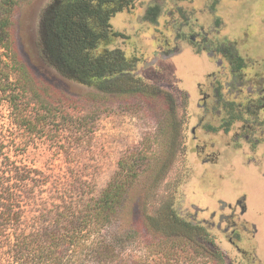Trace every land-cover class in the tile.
<instances>
[{
  "label": "rangeland",
  "instance_id": "rangeland-1",
  "mask_svg": "<svg viewBox=\"0 0 264 264\" xmlns=\"http://www.w3.org/2000/svg\"><path fill=\"white\" fill-rule=\"evenodd\" d=\"M55 1L25 0L17 9V49L34 79L77 100L69 110L86 122L75 124V132L68 125H51L31 135L11 104L0 102L4 147L0 166L13 164L32 173L23 191L17 192L20 228L32 231L39 216L82 193L98 195L119 159L145 143L152 148L149 166L129 189L113 220L90 236L94 242L111 244L116 255L100 260L90 247L86 256L78 250L64 264H264V111L254 121L243 106L240 110L228 104L227 100L245 101L246 87L241 94L224 87L217 101L213 76L222 66L229 71L228 62L213 43H204L205 51L192 39L207 32L208 43L239 40L240 54L248 64L255 61L260 70L264 0H131V6L112 18L113 28L123 33L112 46L135 57L136 75L172 95L173 124L166 119L167 106L161 98L100 92L68 78L56 60L46 58V29L58 7H53ZM211 16L219 18V24L210 21ZM175 32L177 43L167 46ZM24 99H30L26 109L33 112L30 93ZM235 113L251 128L232 120L226 130L224 124ZM9 180L16 181L11 176ZM176 213L197 229L189 233L191 242L174 244V256L167 260L157 245L166 238L157 230H189L172 225L169 218ZM145 217L149 225L144 224ZM255 229L253 246L239 242V233L253 237ZM0 264L17 262L2 249Z\"/></svg>",
  "mask_w": 264,
  "mask_h": 264
},
{
  "label": "trees",
  "instance_id": "trees-1",
  "mask_svg": "<svg viewBox=\"0 0 264 264\" xmlns=\"http://www.w3.org/2000/svg\"><path fill=\"white\" fill-rule=\"evenodd\" d=\"M24 1L0 0V102L5 100L11 104L17 120L31 135L51 125H68L67 129L74 131L75 124L83 126L86 122L83 117H73L69 110L77 106V100L51 84L34 79L19 55L14 16ZM55 4L58 7L50 15L53 22L46 29V58L51 62L56 60L68 78L100 92L161 98L167 106L166 119L173 124L175 101L172 95L159 91L136 75L135 57L128 56L121 47L112 46L123 34L113 28L112 18L131 6V0H56L53 7ZM11 72L16 74L15 79ZM29 93L34 101L31 113L26 109L30 99H24ZM151 149L145 143L129 149L98 195L82 193L75 201H65L56 211L39 216L30 232L20 228L22 211L17 192L23 191V184L30 181L32 173L13 164L0 166V251L7 249L17 264H28L30 260V264H64L71 261L78 250L86 256L90 247H94L100 260L113 258L116 254L111 244L94 242L90 236L94 231H101L118 214L129 189L149 166ZM3 150L0 144V156ZM10 176L16 179L15 183L9 180ZM169 220L172 225L189 229L184 232L174 228L157 230L161 238H166L163 241L171 243L157 245L166 259L172 260L174 244L191 242L189 233L197 229V225L183 220L177 213ZM143 222L150 224L146 217ZM130 224L133 226L135 222Z\"/></svg>",
  "mask_w": 264,
  "mask_h": 264
},
{
  "label": "flooded vegetation",
  "instance_id": "flooded-vegetation-1",
  "mask_svg": "<svg viewBox=\"0 0 264 264\" xmlns=\"http://www.w3.org/2000/svg\"><path fill=\"white\" fill-rule=\"evenodd\" d=\"M235 16H237V14H235ZM189 18L190 17H188V19ZM195 19L198 20V17H196ZM212 19L213 20L215 19L216 24H219V20H220L219 18L211 16L210 21ZM237 19H239V15L237 16ZM176 33L177 32L174 33V37L172 41H167V46L168 45L175 46V44L178 41V35H176ZM205 34L206 35L204 36L202 35L199 38H197V36H192V39L195 41L196 44L199 45H204V43L206 45L213 43L215 46V50H217L216 53L218 52L219 55H222V58L226 60L229 65V71L224 70V66H222L221 68L216 70V73L213 76L212 86L214 88V95L216 100L218 101L221 98V93L224 87L229 88L228 90L235 93L237 92L238 94H241L243 92V87H246V92L248 91V93L247 96H245L244 98L245 101L237 102L234 100H229V101L227 100V102L228 104L231 105L232 104L238 105L240 110L243 106L244 107L243 111L247 115L251 116V119L255 121V119L258 118L259 116V112L264 111V64L260 70L257 69L258 67L256 65H254L255 61L251 64H248L247 59L244 56H242L239 52V45H240L239 40L226 42L223 40L219 41L218 39V40H212L210 43H208L209 34L207 32ZM242 44H246V42L243 41ZM205 47L206 46L204 45L203 50L206 51ZM249 69L251 70L250 71L251 73L248 72ZM232 120L242 121L243 126L245 128H251L252 126L250 124H246L245 120L240 119V116L235 113V116H233V118H231L230 121L224 124V128L226 130L229 129V125L231 124ZM243 232L237 235L239 237V242L242 243L243 241H248L249 245L253 246L252 243L255 239L257 231L255 233L254 232L252 233L253 237L252 236L249 237L248 235L244 237Z\"/></svg>",
  "mask_w": 264,
  "mask_h": 264
}]
</instances>
